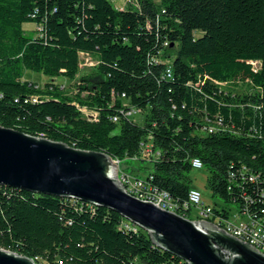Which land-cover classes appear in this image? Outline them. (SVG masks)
Segmentation results:
<instances>
[{
    "label": "trees",
    "instance_id": "16d2710c",
    "mask_svg": "<svg viewBox=\"0 0 264 264\" xmlns=\"http://www.w3.org/2000/svg\"><path fill=\"white\" fill-rule=\"evenodd\" d=\"M82 53L98 63L77 80ZM0 125L121 163L151 141L154 185L186 199L199 158L214 196L264 217V0H0ZM0 248L47 264H188L110 208L1 184Z\"/></svg>",
    "mask_w": 264,
    "mask_h": 264
},
{
    "label": "water",
    "instance_id": "95a60500",
    "mask_svg": "<svg viewBox=\"0 0 264 264\" xmlns=\"http://www.w3.org/2000/svg\"><path fill=\"white\" fill-rule=\"evenodd\" d=\"M0 184L110 208L188 264H264L262 252L215 224L128 193L117 164L102 151L82 150L0 125ZM0 264L39 263L0 248Z\"/></svg>",
    "mask_w": 264,
    "mask_h": 264
},
{
    "label": "built area",
    "instance_id": "2783aa9c",
    "mask_svg": "<svg viewBox=\"0 0 264 264\" xmlns=\"http://www.w3.org/2000/svg\"><path fill=\"white\" fill-rule=\"evenodd\" d=\"M136 2L137 0H127L126 3ZM81 55L95 60L96 64L98 63L90 54L82 53ZM82 66L83 61L81 60V68ZM167 73L170 74V69L167 70ZM36 100L37 98L34 97L33 101ZM121 113L123 116L133 119L137 114L143 113V111L133 106L129 100L125 99ZM113 120L117 122L119 117H114ZM204 130L212 132L215 130V127L209 126V128H205ZM160 156L161 153L154 150L151 141H144L141 144V155L133 159L139 160L147 157L153 163L156 159L160 158ZM113 160L118 166L119 180L131 195L140 200L152 202L165 210L176 212L185 217L190 215V217L187 218L213 223L220 229L250 244L264 254V217H253L247 211L242 214L236 211L234 214L231 213L229 218H224L216 211L221 210V207L204 203L202 192L197 188H191L188 197L184 200H180L174 197L169 191L154 185L150 174L141 176L138 173L136 174L125 170L122 171L120 169L121 161L119 159ZM192 166L197 169L204 167L203 162L199 158L192 159ZM250 179L253 180L254 176H251ZM194 209L197 210L196 216L192 215ZM133 225L138 227L135 224ZM125 227L130 228V225L125 224Z\"/></svg>",
    "mask_w": 264,
    "mask_h": 264
},
{
    "label": "rangeland",
    "instance_id": "374dc122",
    "mask_svg": "<svg viewBox=\"0 0 264 264\" xmlns=\"http://www.w3.org/2000/svg\"><path fill=\"white\" fill-rule=\"evenodd\" d=\"M156 1H158V0H156ZM112 2L118 8H122L127 4L126 3L127 0H112ZM24 28L28 31L38 29V27L34 23H25ZM81 60L83 61V66L81 68L79 75L77 76V80H79L82 75H86V74L90 73L94 69L95 64H96L95 60H93L87 56L81 55ZM254 65L257 69L260 66L258 62H254ZM23 79L35 81L39 86H44L48 82H53V83L63 87L64 90H67L70 93L77 92L76 81L75 80L71 81V80H69L63 76H58L56 78L51 79L48 76L44 75L43 73H38V72H34L32 70L26 69L24 71ZM80 109L82 110L83 116L85 118H87L89 120H96L97 119V117H98L97 112H95L93 110H89L87 108H80ZM133 119L135 122L143 125L144 121H145V114L144 113L137 114ZM140 165L144 166L146 168L142 171L139 170V172H141L139 175L143 176V175H146L148 173L147 169H150L152 167V162L147 157L141 158L139 160H135V159H131V158L125 159L120 164V169L122 171L125 170V171H129V172H134L137 174V171H138ZM209 175H210V172L205 167L200 168V169L192 168L189 172L191 185L202 192L204 203L216 205L218 207H226L231 211L232 214H234L238 208L237 204L234 202L226 204L225 201L221 197L214 196L212 194V191L208 187ZM196 214H197V210L194 209L192 211V215L196 216ZM39 264H47V262L41 261Z\"/></svg>",
    "mask_w": 264,
    "mask_h": 264
},
{
    "label": "crops",
    "instance_id": "0c3cea01",
    "mask_svg": "<svg viewBox=\"0 0 264 264\" xmlns=\"http://www.w3.org/2000/svg\"><path fill=\"white\" fill-rule=\"evenodd\" d=\"M192 188H195V187L192 186Z\"/></svg>",
    "mask_w": 264,
    "mask_h": 264
}]
</instances>
